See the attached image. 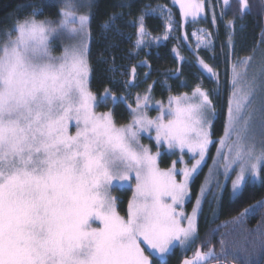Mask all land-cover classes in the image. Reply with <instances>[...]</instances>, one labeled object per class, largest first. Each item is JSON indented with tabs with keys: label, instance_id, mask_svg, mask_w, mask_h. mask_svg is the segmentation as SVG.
Instances as JSON below:
<instances>
[{
	"label": "snow or ice",
	"instance_id": "1",
	"mask_svg": "<svg viewBox=\"0 0 264 264\" xmlns=\"http://www.w3.org/2000/svg\"><path fill=\"white\" fill-rule=\"evenodd\" d=\"M239 2L243 11L250 10L248 0ZM176 3L194 22L205 7L203 0ZM223 3L230 6L229 0ZM72 8L65 3L58 22L38 19L43 11L36 8L17 19L0 42V264H156L153 257L163 261L177 245L188 247L197 239L201 198L190 215L183 205L189 182L213 143L210 116L215 106L198 86L191 96L169 97L167 108L158 102L159 115L149 118L150 86L148 93L137 95L135 108L127 105L130 123L118 126L112 111L97 113V107L109 101L115 107L127 97L109 89L93 94L84 41L65 47L59 57L51 54L54 38L87 35L89 17L77 16ZM143 21L141 15L138 47L145 46L148 36ZM198 42L204 43V37ZM250 60L241 64L246 68ZM199 63L210 78L217 76ZM235 67L225 135L217 148L224 179L235 171L232 198L257 181L264 183V141L258 149L252 134L257 112L264 127V104L255 107L257 95L264 96V70L251 79L245 71L238 88L241 73ZM73 121L75 135L69 132ZM142 133L154 139L155 153L140 142ZM162 148L171 154L178 150L181 159L187 150L195 162L177 170L173 161L171 168L161 169ZM214 164L220 166L216 159ZM216 187L224 189L219 182ZM126 188L133 196L125 217L112 192ZM255 210L245 208L240 219ZM214 258V250L197 249L183 264H207Z\"/></svg>",
	"mask_w": 264,
	"mask_h": 264
},
{
	"label": "trees",
	"instance_id": "2",
	"mask_svg": "<svg viewBox=\"0 0 264 264\" xmlns=\"http://www.w3.org/2000/svg\"><path fill=\"white\" fill-rule=\"evenodd\" d=\"M204 1L206 18L187 24V42L180 38L182 43L178 45L174 38H169L159 45L143 47L132 55L138 17L144 15L143 24L149 33L157 35L163 31L161 18L143 11L156 4L169 6L178 15L177 9L170 0H93L89 50L91 91L99 96L109 89L117 97H127L128 88L135 99L137 95L147 93L151 86L152 99H161L199 86L209 92L215 106L212 139L216 142L226 125L233 66L242 58L253 55L257 48L264 47V0H248L249 11L241 9L239 0H229L228 7L222 0ZM62 2L0 0V42L6 38L3 33L10 30L17 19L22 21L29 17L36 8L43 11L38 19H54ZM212 13L216 16L215 22L210 17ZM113 16L115 20L111 19ZM194 26H202L210 32L213 38L211 50L193 47L189 33ZM174 46L183 58L181 62L173 53ZM199 61L211 67L217 76L210 78ZM133 68L135 79L130 81ZM133 83L136 86H129ZM125 103L129 104L128 101ZM125 103H117L114 107L117 121L128 116ZM197 181L192 185L193 196L197 193ZM261 202H264V183L261 181L245 187L237 198H232L231 191L225 190L219 200L205 201L195 242L186 248L187 251L176 247L164 262L157 258L154 261L156 264H180L189 252L212 249L218 258L213 260L223 264H264V207L259 206ZM252 206H256L255 212L241 220L240 213Z\"/></svg>",
	"mask_w": 264,
	"mask_h": 264
},
{
	"label": "rangeland",
	"instance_id": "3",
	"mask_svg": "<svg viewBox=\"0 0 264 264\" xmlns=\"http://www.w3.org/2000/svg\"><path fill=\"white\" fill-rule=\"evenodd\" d=\"M92 1L93 0H63L62 5H61L59 12H58V15H57L58 17L56 16L54 19L53 18L47 19V20H52V21L58 22L60 19V16H59L60 10L64 7L65 3H71L73 5L72 10L75 12V14L77 16L87 15L89 17V22H88L87 29H86L87 35L80 34L78 36L70 37L67 34H65V35H62L60 37H56L53 39L52 49H51V54L53 56L59 57L60 55H62L65 47L77 45L81 41H84L86 43V46H87V59L89 62L90 18H91ZM222 2H223V0H222ZM203 3L205 5L204 0H203ZM170 4L177 9L178 15L174 12V10L171 7L166 6L164 4H156L154 7L147 8L143 11L144 14H152V15L160 17L161 20L163 21V31L157 35H154V34L149 33L144 26L145 31L148 33V36L145 38V46L138 47L137 46V40H138L139 24L136 22V25H137L136 39L134 41V49L132 50V55H136V53L143 47L159 45L160 43H164L165 41H167L169 38H174L178 45H180L182 43L180 41V38L184 42H187L186 26H187V24L194 22L193 18L190 16L185 18L183 16L181 9H180V6L178 3H176V0H170ZM210 17L213 20V13L211 14ZM201 18H206V6L204 7V10L199 14V16L197 17L195 22H198V20ZM137 21H138V19H137ZM189 37H190L192 44H193V47L195 49L209 48L211 50L213 48L212 35L210 34V32H208L202 26H194L190 30ZM198 37H204L205 42L202 44L199 43ZM263 48H264L263 46L260 48H257L258 50L253 55L242 58L241 60H239L236 63L235 70H236V72L241 73V84L237 85L238 88L243 86V81L245 79V77H244L245 71L247 72V77H246L247 79H251L253 76H256L258 78L260 77L261 71L264 70V49ZM173 53L177 56V58L179 59L180 62L183 60L177 46L173 47ZM248 58H251V60L248 63L247 67L245 68V66H243L241 64V61H244ZM118 66H120V65L118 64ZM233 76H234V72H233V68H232L231 78H230L231 84H232ZM90 77H91V73H90V76L88 79L89 88H90ZM133 79H135V78H134V74L132 73V78H130V81H132ZM258 82H259V80H258ZM195 88H193L189 92H184V93H179V94H169L166 98L152 99L151 101H149L148 107L145 109L146 114L148 115L149 118L157 117L159 115V111H158L159 104H158V102H163V106L165 108H167L169 97L182 96L184 94L191 96ZM90 90H91V88H90ZM203 90H206V89H203ZM232 90H233V88H232ZM129 91L130 90L127 88V100L126 101H128L129 104L133 108H135L137 96L135 97V99H133L132 93ZM145 94H146V92L141 94L140 96L142 97ZM209 96H210V94H209ZM210 99H211V96H210ZM262 104H264V96H261L260 94H258L257 99L255 101V107L260 108ZM127 105L128 104H126V111H127L128 116L125 117V119L123 121H117V119H119V118L115 114V110H114L115 108H114L112 102H110L109 106L107 104V106L102 105L100 107H97L95 109V111L97 113H105V112L112 111L114 119L117 122V125L119 126L121 124L130 123L132 120V116L130 114L129 109L127 108ZM122 119H123V117H122ZM210 119H211V122H213L214 115L210 116ZM226 122H227V120H226ZM69 132L71 134L75 135L76 127H75L74 121L69 126ZM252 134L254 135V142L256 143L257 148L259 149L261 142L264 141V127H262V125H261L260 114L258 112L256 113V118L253 121ZM224 135H225V129H224V132H223L221 137H224ZM154 136H155V132L153 131L152 137H154ZM220 138L216 142L212 139L213 143L209 146L208 153H207L204 161L202 162L201 167L199 168L198 172L194 175V178L192 180H190V182H189V197H187L185 199V203L183 205L184 212L186 214L190 215L192 213L193 207L196 206L197 197L199 196L201 198V204L199 206V210H198V213L196 216L197 232H198L199 215L201 213V210L203 208L205 201H211L212 199L214 201H216L217 199L219 200L223 196V193L225 190L231 191V181H232V179H235V171L230 173V179H228V180L224 179L223 167H222L223 161L218 156V153H217V148L220 147V145L218 143ZM234 139H235V136H233V140ZM140 142L142 144L148 146L152 150L153 153H155L157 151V147L155 145L154 139H150L147 134H145V133L141 134ZM160 151L162 153L161 157H160V161H159V166L161 169L166 170L168 168H171L173 166V161H176L175 167L177 170L183 169L185 166L190 167L191 164L195 162L192 159L191 154L188 153L187 150H185V153H184L182 159H181V154L178 150L175 152V154H171L166 149H163V148L160 149ZM225 151H227V149H225ZM214 159H216L220 162V166H218L217 164H214ZM181 178L182 177H180V176L177 177L178 180ZM196 180H198L197 181V193L195 196H193L192 185ZM217 182L224 185L223 191H220L219 189H217V187H216ZM257 182H259V181H257ZM133 187H134V183H133ZM202 188L204 189L203 194L201 193ZM208 193H209V195L207 196ZM112 195L115 197H118L117 204H116L117 210L119 211L121 216L126 217L127 211H128V202L133 196L132 189L126 188V189L120 190V191L114 190L112 192ZM92 226L98 227L99 222L98 221L93 222ZM177 246H179V245H177ZM179 247L183 251L184 250L187 251L186 248H188V247H181V246H179ZM191 254H194V253L189 252V256H186L181 261L180 264H183V261L185 259L191 258L193 256ZM167 256L164 257L162 262H164L167 259ZM153 258H157V257H153ZM157 259H159V258H157ZM218 263H220V262H218Z\"/></svg>",
	"mask_w": 264,
	"mask_h": 264
},
{
	"label": "flooded vegetation",
	"instance_id": "4",
	"mask_svg": "<svg viewBox=\"0 0 264 264\" xmlns=\"http://www.w3.org/2000/svg\"><path fill=\"white\" fill-rule=\"evenodd\" d=\"M218 262H221V261H218ZM218 262L215 261V260H213V259H211V260H209V261L207 262V264H218ZM219 264H223V263H219Z\"/></svg>",
	"mask_w": 264,
	"mask_h": 264
},
{
	"label": "crops",
	"instance_id": "5",
	"mask_svg": "<svg viewBox=\"0 0 264 264\" xmlns=\"http://www.w3.org/2000/svg\"><path fill=\"white\" fill-rule=\"evenodd\" d=\"M177 247H179V246H177ZM180 248V247H179ZM168 257V256H167ZM154 259V258H153ZM162 262V261H161Z\"/></svg>",
	"mask_w": 264,
	"mask_h": 264
},
{
	"label": "bare ground",
	"instance_id": "6",
	"mask_svg": "<svg viewBox=\"0 0 264 264\" xmlns=\"http://www.w3.org/2000/svg\"><path fill=\"white\" fill-rule=\"evenodd\" d=\"M194 82V81H193Z\"/></svg>",
	"mask_w": 264,
	"mask_h": 264
},
{
	"label": "water",
	"instance_id": "7",
	"mask_svg": "<svg viewBox=\"0 0 264 264\" xmlns=\"http://www.w3.org/2000/svg\"><path fill=\"white\" fill-rule=\"evenodd\" d=\"M219 264V263H218Z\"/></svg>",
	"mask_w": 264,
	"mask_h": 264
}]
</instances>
